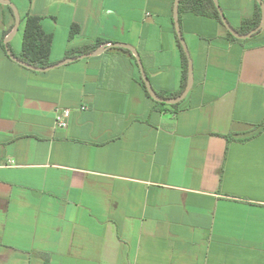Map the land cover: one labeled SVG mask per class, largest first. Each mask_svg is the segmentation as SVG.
Returning <instances> with one entry per match:
<instances>
[{"label": "crops", "instance_id": "crops-1", "mask_svg": "<svg viewBox=\"0 0 264 264\" xmlns=\"http://www.w3.org/2000/svg\"><path fill=\"white\" fill-rule=\"evenodd\" d=\"M11 1L16 57L37 15L52 64L123 42L156 92L181 89L174 0ZM218 2L235 29L256 11L257 0ZM14 23L0 2V264H264V26L231 39L215 18L180 12L193 81L166 104L125 48L23 66L4 46Z\"/></svg>", "mask_w": 264, "mask_h": 264}, {"label": "trees", "instance_id": "trees-1", "mask_svg": "<svg viewBox=\"0 0 264 264\" xmlns=\"http://www.w3.org/2000/svg\"><path fill=\"white\" fill-rule=\"evenodd\" d=\"M7 7L12 12V9L8 5ZM178 9H179V13L182 11H189L196 15L215 18L217 21L222 23L218 10L213 0H180ZM260 18H261L260 6L256 2V11L254 15L251 18L243 19L241 26L236 30L241 33L248 32L259 24ZM78 31H79V26L77 24H72L69 30L70 37H72ZM227 35L229 38L235 39L234 36L228 31H227ZM176 42L182 59L181 89L174 94H165L162 92H156L159 96L163 98L173 97L180 94V92L184 89L187 80L188 58L178 38H176ZM102 43L103 40H99L94 45L85 46L80 49L72 50L68 52L66 56L68 57L77 56L81 53H85L92 50L93 48H95L96 46ZM51 44H52V35L51 33H48L43 29L40 16L27 14L24 18L21 50L19 54H16L17 57L37 67L49 66L52 64V62L50 61ZM125 50L129 52V50L127 49ZM138 80L142 85L146 95L150 97L145 88L144 82L141 79V76H138ZM156 103H160V102H156ZM263 125L264 124L262 123L256 126V129H259V127H262ZM225 137L227 138V140H234V139L244 140V138H236L234 134H227Z\"/></svg>", "mask_w": 264, "mask_h": 264}, {"label": "water", "instance_id": "water-1", "mask_svg": "<svg viewBox=\"0 0 264 264\" xmlns=\"http://www.w3.org/2000/svg\"><path fill=\"white\" fill-rule=\"evenodd\" d=\"M179 1L180 0H174L173 20H174V25H175V30H176L177 37H178V39L180 41V44H181V46H182V48H183V50H184V52H185V54H186V56L188 58V72H187V80H186V84H185L184 89L180 92V94H178L176 96H173V97L163 98V97L159 96L156 93V91L153 89L149 79L147 78V75H146V73L144 71V68L142 66V63L140 61V57H139L136 49L133 46H131L130 44L123 43V42H110V43L106 44L105 46L98 47V48H96L95 50H93L91 52L84 53V54H79L77 56L67 57V58L61 60L60 62H57L55 64H51V65L46 66V67H37V66H34V65L30 64V63H27V62L19 59L18 57H16L11 52V50L9 49V46H8V41L13 36V34L16 32V30L18 28V25L20 23V16H19V13H18V9H17V7L14 5V3L11 0H0L1 3L8 5L12 9V11L14 13V16H15V23H14L13 27L11 28L10 32L8 33V35L6 36V38L4 39L5 50H6L7 54L10 56V58H12L14 61L22 64L23 66H25L27 68H30V69H33V70H47V69H50V68L65 64V63H67L69 61H73V60H75L77 58H82V57L98 54L99 52L103 51V49L105 47L125 48V49L130 50V52L135 57L137 65H138L139 70H140L141 79L144 82L145 88H146L149 96L153 100H155L157 102H160V103L176 104L180 100H182L184 98V96L188 93V91L190 90V88L192 86V81H193L192 62H191V59H190V56H189L188 48H187L186 43L184 41V38L182 36V31H181L180 23H179V9H178ZM213 2H214L215 6H216V8L218 10V13H219V16L221 18L222 24L225 26L227 31L230 32L235 38H240V39L249 38L253 34L259 32L264 26V2L262 0H257L258 4L260 6V12H261V18H260L259 24L255 28H253L250 31L245 32V33H241L239 31H237L230 24V22L228 21V19L225 16L222 8L219 5L218 0H213Z\"/></svg>", "mask_w": 264, "mask_h": 264}, {"label": "built area", "instance_id": "built-area-1", "mask_svg": "<svg viewBox=\"0 0 264 264\" xmlns=\"http://www.w3.org/2000/svg\"><path fill=\"white\" fill-rule=\"evenodd\" d=\"M70 116V109L69 108H61L58 107L55 111V124L58 127H66L68 124V118ZM7 166L15 165V160L10 158L5 163Z\"/></svg>", "mask_w": 264, "mask_h": 264}]
</instances>
